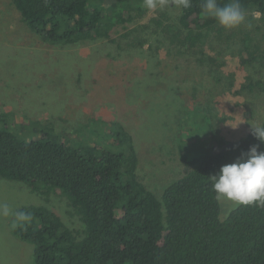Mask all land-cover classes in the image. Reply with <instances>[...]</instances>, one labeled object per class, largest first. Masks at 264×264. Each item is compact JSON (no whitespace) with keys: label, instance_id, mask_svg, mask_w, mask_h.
<instances>
[{"label":"trees","instance_id":"1","mask_svg":"<svg viewBox=\"0 0 264 264\" xmlns=\"http://www.w3.org/2000/svg\"><path fill=\"white\" fill-rule=\"evenodd\" d=\"M174 1L181 10L176 24L150 22L169 55L192 57L217 75L226 68L228 55L239 56L242 66L264 65V38L261 28L255 27L258 21L264 22V0H240L248 11L247 23L233 29L203 15V0H192L188 9ZM11 2L32 33L59 47L103 40L115 44V37L124 31L121 39L129 41L133 12L148 8L145 0ZM229 2L217 0L220 6ZM254 12L261 15L254 17ZM135 40L130 45H146ZM237 44L235 55L232 48ZM248 89L264 92V81L244 85L237 94ZM19 117V126L43 131L27 140L10 131L7 116L0 115V178L25 184L45 200L51 195L66 198L69 214L81 223L80 229H73L46 206L18 209L31 213L33 219L24 228L11 225V233L33 246L34 264H264V203L217 201L210 178L252 146L264 151V143L252 132L230 141L209 127L203 151L194 153L191 170L167 185L158 198L139 177L135 141L121 121L95 119L102 134L113 131L104 147L89 136L92 123L59 133L28 115ZM181 140L185 151L189 139ZM229 203L233 206L225 211Z\"/></svg>","mask_w":264,"mask_h":264},{"label":"rangeland","instance_id":"2","mask_svg":"<svg viewBox=\"0 0 264 264\" xmlns=\"http://www.w3.org/2000/svg\"><path fill=\"white\" fill-rule=\"evenodd\" d=\"M154 5L133 12L129 41L121 39L124 31L115 44L103 40L59 47L32 33L11 0H0V115L7 116L10 131L27 140L36 139L43 128L21 127L19 116L52 125L59 133L92 123L82 132L88 131L104 147L113 131L102 134L95 119L121 121L134 138L141 181L161 198L167 185L191 170L209 127L235 141L252 132V125H262L264 92H237L264 81V65L242 66L239 56L228 55L226 68L217 75L192 57L169 55L150 22L174 25L181 10L174 0ZM255 27L261 28L263 40L264 22ZM134 40L146 45H130ZM150 46L162 49L154 52ZM232 51L236 55L238 44ZM184 135L189 139L185 151L180 148ZM44 198L25 184L0 178V205H8L13 213L25 206H46L71 228H81L78 217L69 214L66 198ZM231 206L225 205V211ZM12 222V215L0 216V264H34L33 246L12 235Z\"/></svg>","mask_w":264,"mask_h":264},{"label":"clouds","instance_id":"3","mask_svg":"<svg viewBox=\"0 0 264 264\" xmlns=\"http://www.w3.org/2000/svg\"><path fill=\"white\" fill-rule=\"evenodd\" d=\"M179 4L188 9L192 6V0H179ZM145 5L149 8L155 6L153 0H145ZM201 11L203 15L213 18L225 29L237 28L247 23L248 11L240 0H230L223 6H220L217 0H203ZM252 15L259 17L261 13L254 12ZM236 127L238 126L233 129ZM252 134L264 143V126L252 125ZM258 147L252 146L236 162L223 165L217 175L210 177L217 201L229 200L244 205L264 203V151H259ZM10 215L14 217L12 223L14 229L27 227L33 219L29 212L13 213L8 205H0V216Z\"/></svg>","mask_w":264,"mask_h":264}]
</instances>
